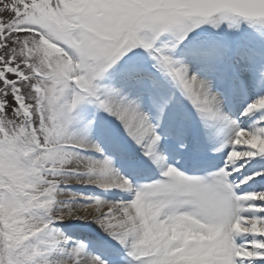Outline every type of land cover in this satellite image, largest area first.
<instances>
[{"label":"snow or ice","instance_id":"snow-or-ice-1","mask_svg":"<svg viewBox=\"0 0 264 264\" xmlns=\"http://www.w3.org/2000/svg\"><path fill=\"white\" fill-rule=\"evenodd\" d=\"M0 264H264V0H0Z\"/></svg>","mask_w":264,"mask_h":264}]
</instances>
